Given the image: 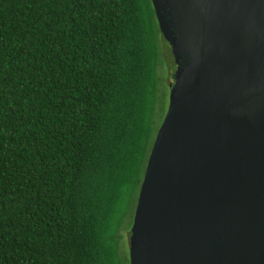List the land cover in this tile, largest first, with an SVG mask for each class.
Instances as JSON below:
<instances>
[{"label":"trees","instance_id":"obj_1","mask_svg":"<svg viewBox=\"0 0 264 264\" xmlns=\"http://www.w3.org/2000/svg\"><path fill=\"white\" fill-rule=\"evenodd\" d=\"M169 71L152 0H0V264H128Z\"/></svg>","mask_w":264,"mask_h":264},{"label":"water","instance_id":"obj_2","mask_svg":"<svg viewBox=\"0 0 264 264\" xmlns=\"http://www.w3.org/2000/svg\"><path fill=\"white\" fill-rule=\"evenodd\" d=\"M172 77L129 264H264V0H152Z\"/></svg>","mask_w":264,"mask_h":264},{"label":"rangeland","instance_id":"obj_3","mask_svg":"<svg viewBox=\"0 0 264 264\" xmlns=\"http://www.w3.org/2000/svg\"><path fill=\"white\" fill-rule=\"evenodd\" d=\"M167 98H168V96H167ZM166 102L168 103V99H167ZM129 230H130V228H129ZM129 230H128V231H129ZM128 231H127V233H128ZM127 233L124 234V241H125L124 249L127 251V258H128V241H127ZM128 264H129V259H128Z\"/></svg>","mask_w":264,"mask_h":264}]
</instances>
